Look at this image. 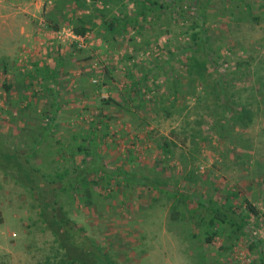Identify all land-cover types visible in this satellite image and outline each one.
<instances>
[{
  "label": "rangeland",
  "instance_id": "374dc122",
  "mask_svg": "<svg viewBox=\"0 0 264 264\" xmlns=\"http://www.w3.org/2000/svg\"><path fill=\"white\" fill-rule=\"evenodd\" d=\"M57 1L0 0V138L9 147L0 156V264H83L69 259L41 214L39 191L16 165L17 148L29 149L24 153L27 166L45 179L57 178L54 186L64 169L66 178L83 169L88 181H97L88 185L91 204L80 186L57 190L54 213L80 226L87 245L109 264L258 260V250L264 249V216L251 215L244 234L225 229L204 242L200 225L205 222L188 209L199 208L194 196L223 203L226 192L234 190L236 205L251 203L264 211V0H180L146 20L138 17V26L109 41L98 27L74 35L57 14L53 19L59 27L52 29L49 14H55ZM125 2L123 10L134 14L132 2ZM201 4L205 19L199 22L204 19L208 43L212 49L220 46L218 66H209L207 83L214 85L219 75L233 70L235 60L248 61L241 75L228 77L226 89L234 94L230 102L236 109L245 105L252 120L237 122L227 115L221 133L210 112L217 96L202 98L200 83L192 92L184 65L175 59L190 43V22ZM104 13L118 12L106 7ZM43 67L53 77L36 72ZM147 69L146 80L136 87L141 88L138 97L132 83ZM177 74L181 78L173 86ZM90 127L97 132L96 146L79 151L80 137L74 142L71 135ZM164 139L172 142L173 155L167 158L157 149ZM104 170L115 171L107 181ZM121 172L136 173L139 180H124ZM187 175L190 181L184 179ZM146 177L164 188L143 183ZM173 186L194 193L188 207H172L175 199L168 193ZM200 211L207 220V209ZM253 242L257 246L251 247Z\"/></svg>",
  "mask_w": 264,
  "mask_h": 264
},
{
  "label": "trees",
  "instance_id": "16d2710c",
  "mask_svg": "<svg viewBox=\"0 0 264 264\" xmlns=\"http://www.w3.org/2000/svg\"><path fill=\"white\" fill-rule=\"evenodd\" d=\"M179 1L180 0H130L134 9V14L131 15L127 11L123 10V7H125L126 3L125 0H58V8L56 9L55 14L54 12H51L49 14V16L51 17L49 19V26L54 30L59 27L58 21L56 19H53L57 14V16L62 19V22L69 26L71 31L75 35L83 36L87 32L92 31L93 29L98 27V30L104 32V34L101 32L102 38L106 41H109V39L114 40L117 34L122 35L126 33L129 26H138V17L146 20L148 19L150 13L157 14V12H159L160 10H167L169 7L173 8L175 5L179 4ZM204 1L206 2L207 0H203V2ZM238 2H243V0H238ZM236 5L237 7L240 6L238 3ZM244 5L245 8L248 6L246 3H244ZM106 7H109L110 9L116 8V11L118 13L110 15L109 17L104 13ZM205 9V6L202 5L200 11L198 12V15L196 17H192L189 26L191 32L187 30L189 32L190 43L185 46V49L182 51V53L175 57V59L184 65L186 76L185 79L187 80L186 83H188L189 87H191L192 92L196 89L197 83H200V85L202 86V98L206 95H209L210 93H214L217 96V99L213 101L214 105L212 106L210 112L214 113L213 115L216 116L214 123L215 130L218 131V133H221V131L225 128L224 118L225 116L227 117V115L231 116L230 119L237 122L247 119L246 121H244V123H247L248 121V123H250V121L252 120L250 110L247 109L245 105L240 104V109H236L237 104L235 105L234 103L230 102L231 99L229 98H232L234 94L232 92V94H229L230 92L227 93L226 89L228 86V77L233 76V78H235L237 74L241 75V70L246 69L248 61L243 59L235 60V67L233 70H229V72L225 73V75H219V77L216 78L214 85H209L207 83V77L209 76L207 70L209 66L214 68L218 66V58L220 57L218 51L220 50V46H218L216 49H212V47L208 43L209 37L206 34L205 28L202 26L205 19ZM242 11L243 10L240 9L239 13H241ZM241 17L243 16H238L237 20H240ZM200 18H204L201 23L199 22ZM148 43L149 41H146L145 44ZM213 51H215L216 57L212 56ZM185 52L188 53L183 57V60L181 57ZM173 54L174 52L171 53V55ZM165 63L169 64L170 59L166 60ZM48 71L49 70L46 67L40 69L36 68V72H45L47 77H53V72L50 71L49 73ZM149 72L150 69L141 71V77L139 78V80H134V82L132 83L134 91H137L139 93L137 95L138 97L141 94V88L136 87L140 86L141 83L146 80ZM180 78L181 75H173V86L177 84ZM173 92L175 94L177 92V89H174ZM226 94L229 95V97H226ZM109 100L110 99H103V101L106 103H109ZM141 103L142 101L140 102V104ZM165 113V116L169 115L168 111H166ZM96 133V129L90 127L89 129H86L84 131L81 130L75 134H72L71 139L72 141L76 142L75 139L77 137H80L81 141L79 143L76 142V148L79 151L87 152L89 150L90 152V148H94L96 146V144H94V141L96 140ZM104 134H106V131L104 132ZM194 134L195 133H193L192 136H194ZM171 144L172 142L164 139L163 143H157V149L160 151L161 155L166 156V158L170 157L173 155ZM32 148L35 147H30V149ZM8 150L9 147L6 146L4 144V141L0 138V156L8 154ZM28 150V148H17L14 154L15 157L20 161L16 162V165L17 167H19V169L23 170L26 175V180L31 184L32 189H36L37 191H39V198L41 199H39L41 214L43 215L48 225L53 228L55 234L59 235L61 246H63V248L65 249L66 255L70 257L69 259L77 261L79 260V262L83 264H109L108 260L103 255L101 256L99 252L96 253L97 251L93 249V246L92 248H90L91 246H88L89 244L87 245V242L90 243L89 238L82 234V228L80 226L76 225L73 221L65 217L56 216L54 213V200L58 193L57 190H67L69 189V187H71L72 190L80 186L83 188V197L87 200L88 204H91L93 203V193L88 185L90 183L96 184L97 181H88L87 177L83 175V169H81V171L72 170L73 172H78H74V175L70 177L68 176L66 178V175L69 172L67 169H64L63 172L56 174L59 182L57 186H54L57 178L56 180L45 179V175H37V173L35 174V169L31 168L29 165L27 166V158L24 157V153H27ZM132 161L133 159L130 160V162ZM186 162L188 161H185L184 165H189ZM94 164L100 168L102 163L101 161L96 160ZM25 167H27V169L24 170ZM114 172L115 171L104 170L102 172V174L104 175L103 179L107 181L110 178L111 174ZM121 173L124 174V180L128 181L130 180V178L132 180H139L137 179L138 177L136 173H133V175L130 176L128 173ZM184 179L189 180L190 175H187L186 177H184ZM142 180L143 183L149 184L151 186H160V188H164V185H162L163 187L158 184L156 185L155 182H157V179L149 180L148 177H146L142 178ZM168 194L173 196V198L175 199V203L172 206L173 208L177 207L178 204H181L184 207H188L187 200H190L194 197L196 198L197 203L199 204L198 210L197 208H194L188 209V211L190 212L191 210H195V212H197L196 214L199 218V222H201V224L205 222V225H200L201 235L203 236L204 242H211L214 236H216L217 234L223 235L225 229H228L229 232L232 231L235 236L244 234L246 233L245 229L249 221L248 218L251 215L264 216V211L261 212L251 203H246L245 207L236 205L233 200L237 198L238 193L234 190L226 192V195L224 197L225 202L223 203L214 200L212 197H202V195H200L201 197H199V195L196 197L194 196L193 192L189 193V191L179 190L176 188V186H173L172 190ZM201 208L207 209V220L203 217L204 213L202 214V212L200 211ZM194 236L196 235L193 234V237ZM84 242H86V245L88 246L86 250L85 248L81 249L82 246H85ZM250 245L251 247L257 246L255 242L251 243ZM222 246L224 250L231 248V245ZM92 249L95 251V253L92 251ZM263 250L264 249L262 248L258 250V260L257 258H254L251 264H264Z\"/></svg>",
  "mask_w": 264,
  "mask_h": 264
},
{
  "label": "built area",
  "instance_id": "2783aa9c",
  "mask_svg": "<svg viewBox=\"0 0 264 264\" xmlns=\"http://www.w3.org/2000/svg\"><path fill=\"white\" fill-rule=\"evenodd\" d=\"M74 34V33H73ZM75 35V34H74ZM76 36H79V35H76ZM76 36H74V37H76Z\"/></svg>",
  "mask_w": 264,
  "mask_h": 264
}]
</instances>
